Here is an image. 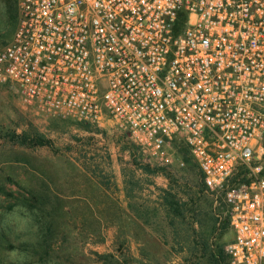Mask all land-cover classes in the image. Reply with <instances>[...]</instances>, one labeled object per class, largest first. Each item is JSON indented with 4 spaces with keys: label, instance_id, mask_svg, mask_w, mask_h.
I'll return each mask as SVG.
<instances>
[{
    "label": "built area",
    "instance_id": "1",
    "mask_svg": "<svg viewBox=\"0 0 264 264\" xmlns=\"http://www.w3.org/2000/svg\"><path fill=\"white\" fill-rule=\"evenodd\" d=\"M0 89L34 125L109 124L158 166L185 148L227 264H264V0H19Z\"/></svg>",
    "mask_w": 264,
    "mask_h": 264
},
{
    "label": "rangeland",
    "instance_id": "2",
    "mask_svg": "<svg viewBox=\"0 0 264 264\" xmlns=\"http://www.w3.org/2000/svg\"><path fill=\"white\" fill-rule=\"evenodd\" d=\"M18 1L0 0V49ZM16 205L36 230L14 232L5 216ZM226 221L189 156L183 167L158 166L109 124L34 125L0 89V264L14 248L30 264H221Z\"/></svg>",
    "mask_w": 264,
    "mask_h": 264
},
{
    "label": "clouds",
    "instance_id": "3",
    "mask_svg": "<svg viewBox=\"0 0 264 264\" xmlns=\"http://www.w3.org/2000/svg\"><path fill=\"white\" fill-rule=\"evenodd\" d=\"M5 219L11 224L16 234L36 230L37 227L34 215L23 205H16L12 212L6 214ZM31 260L30 252L19 248L10 250L6 256V264H30Z\"/></svg>",
    "mask_w": 264,
    "mask_h": 264
},
{
    "label": "trees",
    "instance_id": "4",
    "mask_svg": "<svg viewBox=\"0 0 264 264\" xmlns=\"http://www.w3.org/2000/svg\"><path fill=\"white\" fill-rule=\"evenodd\" d=\"M25 141V140H24ZM26 142V141H25ZM25 142H23L24 144H25ZM43 144H45V142H44V140L43 139H41V138H32V140H30V142H29V145L30 146H37V145H43ZM180 152H181V154H182V157H183V160H186V158L189 156V153H188V151L185 149V148H181L180 150H179ZM228 221H226V225L228 226ZM226 227V226H225ZM223 246L224 245H222V244H219V248H218V251H219V253H220V257H221V259L220 260H222V263L221 264H227L228 263V257H227V255L225 254V252H224V249H223Z\"/></svg>",
    "mask_w": 264,
    "mask_h": 264
}]
</instances>
